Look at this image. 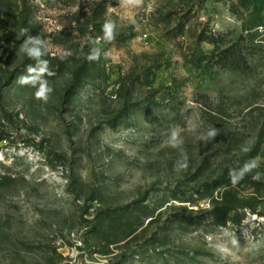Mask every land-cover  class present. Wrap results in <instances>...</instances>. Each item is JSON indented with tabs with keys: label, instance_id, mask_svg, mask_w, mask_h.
Segmentation results:
<instances>
[{
	"label": "rangeland",
	"instance_id": "obj_1",
	"mask_svg": "<svg viewBox=\"0 0 264 264\" xmlns=\"http://www.w3.org/2000/svg\"><path fill=\"white\" fill-rule=\"evenodd\" d=\"M0 264H264V0H0Z\"/></svg>",
	"mask_w": 264,
	"mask_h": 264
},
{
	"label": "trees",
	"instance_id": "obj_2",
	"mask_svg": "<svg viewBox=\"0 0 264 264\" xmlns=\"http://www.w3.org/2000/svg\"><path fill=\"white\" fill-rule=\"evenodd\" d=\"M252 28H250L251 30ZM227 65L232 66H239V67H247L248 62L243 55V51L240 46H231L228 47L225 52L224 56L221 59ZM234 64V65H233Z\"/></svg>",
	"mask_w": 264,
	"mask_h": 264
},
{
	"label": "clouds",
	"instance_id": "obj_3",
	"mask_svg": "<svg viewBox=\"0 0 264 264\" xmlns=\"http://www.w3.org/2000/svg\"><path fill=\"white\" fill-rule=\"evenodd\" d=\"M30 54H38L37 52H36V50H30ZM41 71H43V69H41ZM22 82H28L26 79H24V80H22ZM34 82V81H33ZM45 91H46V89L44 88V86L43 85H41V88H40V90L37 92V98H42V97H44V95H45Z\"/></svg>",
	"mask_w": 264,
	"mask_h": 264
}]
</instances>
